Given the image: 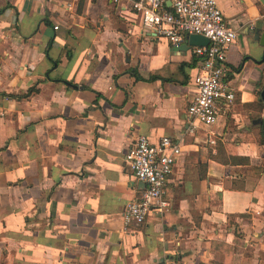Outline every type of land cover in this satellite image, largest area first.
<instances>
[{"label":"crops","instance_id":"0c3cea01","mask_svg":"<svg viewBox=\"0 0 264 264\" xmlns=\"http://www.w3.org/2000/svg\"><path fill=\"white\" fill-rule=\"evenodd\" d=\"M217 2L235 100L194 127L201 59L131 0H0V264H264V3ZM139 135L182 153L171 209L126 227Z\"/></svg>","mask_w":264,"mask_h":264},{"label":"built area","instance_id":"2783aa9c","mask_svg":"<svg viewBox=\"0 0 264 264\" xmlns=\"http://www.w3.org/2000/svg\"><path fill=\"white\" fill-rule=\"evenodd\" d=\"M217 3V0H131L132 10L140 17L142 26L151 29L157 37L174 44L183 42L191 34L210 40L207 46L193 47V54L201 59L194 77L197 95L188 107L194 127L197 124L213 126L221 101L229 105L235 100V90L227 81L230 70L226 52L238 34L228 25ZM181 153L180 142L169 136L153 144L148 136L139 135L131 144L126 162L135 177L146 183V190L141 198L126 204L123 213L126 227L144 222L152 210L163 214L171 209L166 199V185Z\"/></svg>","mask_w":264,"mask_h":264},{"label":"water","instance_id":"95a60500","mask_svg":"<svg viewBox=\"0 0 264 264\" xmlns=\"http://www.w3.org/2000/svg\"><path fill=\"white\" fill-rule=\"evenodd\" d=\"M264 3V0H261ZM170 5L171 1L168 2ZM255 40L259 41L262 46H264V32L260 28L255 29V34L253 35ZM191 46H207L210 43V40L207 37L199 34H191L187 36ZM262 97L264 98V90L262 92Z\"/></svg>","mask_w":264,"mask_h":264},{"label":"trees","instance_id":"16d2710c","mask_svg":"<svg viewBox=\"0 0 264 264\" xmlns=\"http://www.w3.org/2000/svg\"><path fill=\"white\" fill-rule=\"evenodd\" d=\"M193 59L197 60L198 57H197L196 55H194V58H193ZM184 65H185V64H182L181 66L184 67ZM218 244H221L224 248H226V250H230V251H232V247L229 246V245H227V244H224L223 242H218V241L213 242V246H214V247H218ZM225 262H226V263H224V264H232V263H233V262H232V256H231V257H230V256H229V257L227 256V260H225Z\"/></svg>","mask_w":264,"mask_h":264}]
</instances>
